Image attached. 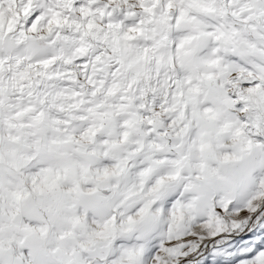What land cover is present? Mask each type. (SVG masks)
<instances>
[{"label":"snow or ice","instance_id":"6c2138e0","mask_svg":"<svg viewBox=\"0 0 264 264\" xmlns=\"http://www.w3.org/2000/svg\"><path fill=\"white\" fill-rule=\"evenodd\" d=\"M0 264H264V0H0Z\"/></svg>","mask_w":264,"mask_h":264}]
</instances>
